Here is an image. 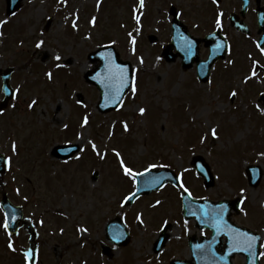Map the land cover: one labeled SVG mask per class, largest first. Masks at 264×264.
<instances>
[{"label":"rangeland","instance_id":"374dc122","mask_svg":"<svg viewBox=\"0 0 264 264\" xmlns=\"http://www.w3.org/2000/svg\"><path fill=\"white\" fill-rule=\"evenodd\" d=\"M138 3L24 0L9 18L6 0H0V72L13 68L15 89L10 108L0 114V150L9 160L0 176V194L6 192L22 206L28 201L22 235L15 237L16 245L11 243L15 251L6 246L10 238L0 213V264H28L21 254L29 249L41 254V264L190 260L188 236H209L210 232L196 229L193 221H183L179 196L183 188L167 185L133 207L123 208L121 200L134 191L135 179L124 175L121 159L138 173L152 165H156L152 169L173 170L198 199L241 198L242 213L234 222L262 236L264 264V177L257 188H251L245 173L250 165L261 166L264 172V107L259 102L264 79L251 77L245 83L242 72H233L228 82L217 67L211 80L200 84L194 69L183 71L180 59L167 63L162 56L171 32L161 8L169 2L145 0L146 8L138 10L144 19L137 24ZM248 22L253 26V17ZM41 40L43 45L37 48ZM106 45L116 47L120 57L133 65L136 92L131 88L120 111L100 114L99 93L86 84L84 75L95 68L89 53ZM248 53L250 58L256 55L249 46L246 62ZM232 92L237 96L231 97ZM78 94L84 98L81 105ZM140 108L145 109L143 115ZM211 128L217 130V137L211 135ZM72 143L80 147L72 160L52 157L56 146ZM92 144L104 158L93 151ZM197 156H203L211 167L216 180L211 189L194 171ZM44 165L49 166L46 171ZM124 214L132 238L128 247L119 249L106 240L104 230L108 221ZM163 229L167 242L157 254L155 242ZM102 247L110 248L107 257L100 252ZM34 260L29 264H36ZM233 262L245 264V258L238 256Z\"/></svg>","mask_w":264,"mask_h":264},{"label":"water","instance_id":"95a60500","mask_svg":"<svg viewBox=\"0 0 264 264\" xmlns=\"http://www.w3.org/2000/svg\"><path fill=\"white\" fill-rule=\"evenodd\" d=\"M11 2V1H10ZM18 8V0H15L9 7L8 12L12 13L13 8ZM15 9V10H16ZM14 10V11H15ZM264 17V16H263ZM262 21V20H261ZM189 41L183 38H180L176 35L174 38L173 45H175L179 53L184 58V68H190L194 61L198 60V49L188 48ZM168 53V52H167ZM111 54V63L115 66V72H106L105 68V57ZM170 54V52H169ZM167 55L168 60H173L174 57ZM90 59L94 62L100 61L101 66L95 71L87 74L86 79L89 83L95 85L99 88L101 93V103L99 109L103 112H108L114 110L120 106L125 95L129 91L132 84V70L131 65L128 62H121L119 56L114 53L113 48L101 49L98 52L92 54ZM215 60L212 58L205 63L200 71L202 72V81L205 82L209 76L212 65ZM119 70H123L124 84L126 85L123 88H120V94L118 99H113L116 95L115 89L119 87V79H113V76H119ZM8 103V99L0 106V110L3 109ZM106 105L108 108H106ZM3 161L0 158V167ZM195 167L197 172L204 177L206 187L210 188L214 185V179L210 171V167L205 163L202 157H199L195 161ZM249 182L252 187H257L263 177V172L260 167L251 166L247 170ZM138 190L135 196L129 200L131 204L137 197L142 194H149L152 191L159 190L162 188L166 182L174 183L175 186L179 185L175 174L169 170L163 172H158L157 170L150 171L146 175L138 176ZM149 179L148 185L145 183ZM153 180H158L159 183H152ZM184 216L186 219L196 218V221L199 223L198 227L201 228H210L213 231V236L210 239L203 238L202 241H198L195 238L191 239L189 244L190 248L193 251V260L196 263L185 261L181 264H233L232 259L235 255L240 254L244 255L247 258V264H260V242L261 236L251 232L248 229L240 228L236 226L231 218V210L235 212L236 216L240 215L241 203L240 199L235 201H224L220 203H213L210 201H199L193 200L191 196L186 193L184 196ZM10 205L7 204V207L14 211ZM220 212L222 215V227L217 230L214 226L216 221L213 217L216 213ZM207 213V215H205ZM237 230L239 233H246L248 237L256 238L251 249L246 250H233L232 244V232L231 230ZM109 230V229H108ZM224 237L225 243H224ZM127 243V242H125ZM202 246V247H198ZM240 248H246V245H241ZM221 251V253H219Z\"/></svg>","mask_w":264,"mask_h":264},{"label":"flooded vegetation","instance_id":"af4514ba","mask_svg":"<svg viewBox=\"0 0 264 264\" xmlns=\"http://www.w3.org/2000/svg\"><path fill=\"white\" fill-rule=\"evenodd\" d=\"M169 4H165L163 14L167 16L165 24L171 28V23L175 17L194 32L200 42V55L205 60L209 55V50L205 46L204 40L216 34L219 38H223L229 45V52L226 62H219L217 66L222 69V77L231 76L234 72H242V76L246 77L251 72L250 61H244V53L249 46H256L259 35L257 33V7L256 0H246L249 2L245 9V0H167ZM264 3V0H262ZM223 13L221 19L222 27L216 24L217 16ZM245 12V13H244ZM245 14V16H243ZM256 16V17H255ZM253 17V26L249 25L248 19ZM164 20V19H163ZM244 25L250 30L247 35ZM214 38H211L209 45H214ZM235 53V54H234ZM247 54V59H248ZM259 57V62L253 64L255 70L254 76L264 78V53Z\"/></svg>","mask_w":264,"mask_h":264},{"label":"snow or ice","instance_id":"6c2138e0","mask_svg":"<svg viewBox=\"0 0 264 264\" xmlns=\"http://www.w3.org/2000/svg\"><path fill=\"white\" fill-rule=\"evenodd\" d=\"M213 2L216 3L217 0H213ZM143 7H144V0H139V8L142 9ZM222 16H223V13H222V12L219 13L218 16H217L216 24H217L218 27H222L221 19H220ZM134 18H135V20L137 21V24H139L140 17H139V16H135ZM91 23L93 24V26H95V23H96L95 17H93ZM73 27H76V25L73 24ZM137 31H139V29H137ZM129 36L131 37L132 34L129 33ZM131 43H132L133 46L136 44V40H135V38H133V39L131 40ZM42 45H43V41L41 40V41L36 45V47H37V48H40ZM222 47H223L222 44H217V45H216V48H217V49H220V48H222ZM257 47L260 48V50H261L262 53H264V48H261V46H260L259 43L257 44ZM188 48H189V50L191 49V44H190V43L188 44ZM133 50H134V49H133ZM60 59H61L60 56H56V60L59 61ZM105 59L108 60V61L110 62V61H111V54H109L108 56H106ZM140 62L143 63V60L141 59ZM58 67H59V65H58ZM47 75H48V78H49V79L52 78V73H51V72H49ZM254 75H255V71H253V76H254ZM117 78L119 79L120 84H119V87H117V88L115 89L116 95L113 97V99H118V98H119V94H120V88H123V87L126 86V85L124 84L123 70H119V76H118V77H117L116 75L113 76V79H117ZM248 79H251V77H249ZM244 82L246 83L247 80H245ZM132 91H133V93L136 92L135 81H133ZM230 95H231V97L234 98V97L237 96V93H236V92H232ZM34 103H35V102H34ZM257 108H260V106L257 105ZM262 111H264V109H262ZM139 112H140L141 115H143V114L145 113V109H144V108H140V109H139ZM87 124H88V119H87V117H85V119H84V125H87ZM82 126H83V125H82ZM65 127H67V126H65ZM124 130H125V131H128V126H127V124H124ZM210 132H211V135H212L213 137H217V130H216L215 128H211V129H210ZM201 142H203V140H202ZM92 148H93V151H95L96 154H97L98 156H101V158H104V154H102L101 152L97 151V149H96V145H95V144H92ZM12 149H13V151H16V145H15V144H13ZM116 155L119 157V156H120V153L117 152ZM261 155H264V153H262ZM120 165H121V168H122V170H123L124 175H125V176H129V177H132L133 179H135L136 176L146 175L147 172H150L152 168L156 167V165H152V166L149 167V169L147 170L146 173H138V172H134L132 168L127 167V166L124 164L123 159L120 160ZM152 183H154V184H155V183H159V181H158V180H153ZM181 187L183 188V191H184V192H188V189L185 188V187H183L182 184H181ZM135 195H136V193L133 192L130 196H128V197L126 198V202H127L128 200H131L132 197L135 196ZM189 195H191V193H189ZM157 203H160V202L157 201ZM205 215H207V213H205ZM213 219L216 221V223L214 224V226H215V227L217 228V230L219 231V229L223 226V225H222V215H221V213H220V212L216 213V215L213 217ZM140 222L143 223V220H141ZM3 226H4L5 229H7L8 224L5 222ZM81 231H87V229H82ZM231 232H232V244H233V250H237V249H239V250L251 249V247L253 246V243H254V241H255L256 238H254V237H248L246 233H239V232H238L237 230H235V229L231 230ZM241 245H246V248H240ZM8 247H9L11 250L15 251V248L13 247V245H12L11 243H9ZM198 247H202V246H198ZM25 258H26V260H30V258H31V253H30V252H29V253H25Z\"/></svg>","mask_w":264,"mask_h":264}]
</instances>
